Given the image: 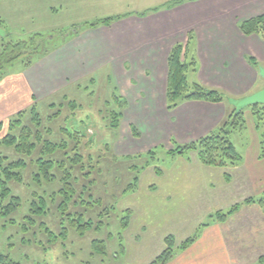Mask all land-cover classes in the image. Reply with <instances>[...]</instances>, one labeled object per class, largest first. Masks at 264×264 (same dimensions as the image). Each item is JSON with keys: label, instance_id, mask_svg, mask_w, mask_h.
Returning a JSON list of instances; mask_svg holds the SVG:
<instances>
[{"label": "rangeland", "instance_id": "1", "mask_svg": "<svg viewBox=\"0 0 264 264\" xmlns=\"http://www.w3.org/2000/svg\"><path fill=\"white\" fill-rule=\"evenodd\" d=\"M174 1L0 0V52L11 41L41 36L35 41L39 50L33 46L1 74L19 71L90 22L148 13ZM92 77L39 103L38 119L30 109L14 117L21 119L12 127L17 143L0 142V168L11 173L5 176L9 193L19 197V206L10 211L6 207L10 197L0 206V254L10 255L19 264H149L166 248L165 238L174 235L175 256L168 264H183L189 255L176 259L184 254L182 242L198 238L205 224L227 221L232 215L223 221L218 214L232 206L200 221L196 213L174 220L172 206L178 200L168 199L166 193L175 180L183 183L185 179H171L169 170L181 156L194 159L198 152L178 155L162 146L152 156L118 152L115 145L122 130L113 125V111L119 108L115 97L119 91L103 70ZM188 80L194 81L191 72ZM263 114L260 121L252 109H246L243 121L229 127L228 137L240 160L232 162L223 156L217 164L203 162L229 175L247 158L248 138L254 136L262 153ZM26 125L32 130L29 142L34 145L20 148ZM236 257L241 262H258L247 254Z\"/></svg>", "mask_w": 264, "mask_h": 264}, {"label": "crops", "instance_id": "2", "mask_svg": "<svg viewBox=\"0 0 264 264\" xmlns=\"http://www.w3.org/2000/svg\"><path fill=\"white\" fill-rule=\"evenodd\" d=\"M261 15L264 0H185L172 8L128 13L110 25L90 22L55 48H46L36 61L1 76L0 129L6 130H0V137L18 113L37 109L39 103L103 70L123 102L118 152L145 154L197 141L217 131L232 114L236 107L231 100L264 88L259 70L264 66V35L245 34L241 28L242 22ZM190 34V56L197 60V70L189 71L193 82L217 88L230 100H184L169 109V55ZM248 139L247 158L229 175L206 165L198 154L174 162L171 179H185L175 180L166 193L168 199L178 200L172 206L174 220L196 213L200 221L247 198L262 197L264 157L257 137ZM198 236L176 259L189 255L183 264H250L236 257L247 254L258 260L264 254V201L244 203L227 221L206 225Z\"/></svg>", "mask_w": 264, "mask_h": 264}, {"label": "trees", "instance_id": "3", "mask_svg": "<svg viewBox=\"0 0 264 264\" xmlns=\"http://www.w3.org/2000/svg\"><path fill=\"white\" fill-rule=\"evenodd\" d=\"M185 0H176L171 2L167 5V7L172 8L174 6L180 5ZM118 17H107L96 22L91 23V26H97L99 24H106L110 25L112 22ZM241 28L245 34H250L253 32L260 33L264 35V15L259 17L250 18L247 21L241 23ZM39 36V37H38ZM39 34H35L30 41H16V42H9L2 47V51L0 52V78L2 76V69L15 61L25 52H27L30 48L34 46V48H38V43H36V39L40 38ZM190 40L191 34L189 39L186 43H177L172 48L170 55H169V79H168V91H167V99H168V107L169 109H174L180 105V103L184 100H208V101H224L229 99L230 97L227 96L223 91L212 88L204 85L201 82H193L192 84L188 80V72L190 70H197V60L195 57L190 56ZM26 64L29 65V62ZM117 103L119 104L118 111H113L114 115V122L113 125L119 127L121 117H122V98L120 96H115ZM121 109V110H120ZM246 109H252L255 115L258 116L259 120L263 119L262 112L264 111V105L262 104H253L239 112H236V109L231 114V118H227L218 128L217 131H213L212 133L202 137L201 139L186 143V144H177L170 153H177L178 155L185 154L189 151H197L200 159L207 164H217L218 161L220 162L223 156L229 158L232 162H236L241 159V155L238 153L235 145L229 139L228 134L230 133V128H234L238 125V123L242 120L243 115ZM27 110H23L22 112L18 113L17 116H21ZM30 111L35 114L37 119L39 118V114L37 113L36 107L33 106L30 108ZM264 115V114H263ZM34 118V117H33ZM35 119V118H34ZM21 121V119L17 120H10L9 129L6 134L2 136L0 142H4L7 144H16L17 137L13 135L12 127L15 125L13 122ZM259 123V122H258ZM261 124L259 123L258 126ZM1 126V125H0ZM25 130H23V141L22 143L18 144V147L25 148L31 147L34 145L30 141V135L32 134V130L29 126H24ZM262 138L264 139V133L262 134ZM30 143V144H29ZM261 156L264 157V140L261 143ZM156 154V150H151L145 154H139V156H152ZM2 156H0V160H3ZM8 174L11 173L5 168H0V206L3 205V200L7 197H10V203H6V207L8 211L14 209L16 206H19V197L11 196L10 189L7 185V180L5 176L10 177ZM19 176V175H18ZM263 202L264 197L256 200L255 198H247L244 202H237L232 205V208L227 212H219L218 216L223 221L226 220L230 215H233L243 203H250V202ZM216 215V214H215ZM214 215H212L213 217ZM221 220V221H222ZM207 225V224H205ZM175 236L168 235L165 238L166 248L160 253L151 263L149 264H168L172 258L175 256L174 253V245H175ZM197 239L196 237H189L185 241L182 242L180 245L181 250L187 249L191 246ZM257 264H264V254H261L257 260ZM0 264H19L15 261L10 255L7 254H0ZM252 264V263H250Z\"/></svg>", "mask_w": 264, "mask_h": 264}, {"label": "water", "instance_id": "4", "mask_svg": "<svg viewBox=\"0 0 264 264\" xmlns=\"http://www.w3.org/2000/svg\"><path fill=\"white\" fill-rule=\"evenodd\" d=\"M260 75L263 78L264 77V66H259ZM230 100V98H229ZM233 104L236 107V112H239L243 110L244 108H247L249 106H252L253 104H262L264 105V88L257 90L253 92V94L248 95L241 99H235L231 100Z\"/></svg>", "mask_w": 264, "mask_h": 264}]
</instances>
